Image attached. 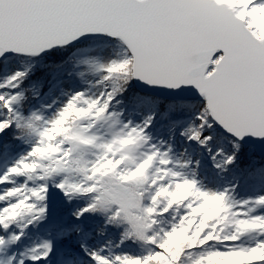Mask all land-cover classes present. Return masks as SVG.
I'll use <instances>...</instances> for the list:
<instances>
[{
	"label": "snow or ice",
	"instance_id": "6c2138e0",
	"mask_svg": "<svg viewBox=\"0 0 264 264\" xmlns=\"http://www.w3.org/2000/svg\"><path fill=\"white\" fill-rule=\"evenodd\" d=\"M261 13L264 0H0V58L106 40L77 61L99 79L81 72L88 87L51 103L54 89L25 86L33 64L0 81V264H264V164H239L247 138L264 141ZM136 82L200 100L161 114ZM217 129L231 151H213ZM109 229L118 242L92 247Z\"/></svg>",
	"mask_w": 264,
	"mask_h": 264
},
{
	"label": "trees",
	"instance_id": "16d2710c",
	"mask_svg": "<svg viewBox=\"0 0 264 264\" xmlns=\"http://www.w3.org/2000/svg\"><path fill=\"white\" fill-rule=\"evenodd\" d=\"M106 42L105 39L96 38L92 41H87L81 43L76 46L67 47L66 49H55L50 51L49 53L34 58L32 60H28L25 57L21 56H6L4 59H0V81H2L8 75L13 74L15 71L24 70V63L33 64L35 67L32 70V74L30 79L26 81L25 86L31 87L33 85L39 87L43 84V90L41 95L43 96L44 93H47L49 89H54L53 95L48 98L46 103H51L52 99L59 96L61 89L71 90V89H79L83 90L84 88L88 87V84L82 83L80 78V73L84 72L86 75L84 76L85 81H89L94 83L95 80L99 79V77H93L91 74H87L88 70L87 67L83 64L77 65V61L84 58L85 56L95 55V53H86L80 51L85 48L89 47H96L103 45ZM75 54V55H74ZM133 93H140L143 97L150 98L152 102L156 101L159 98L152 97L149 95H145L141 93L133 84L132 86ZM164 103L160 104V113L162 114L166 110V104L169 102H177L180 101H168L163 100ZM199 100L192 101L195 103ZM142 105L141 111L148 113L152 111L153 105L148 100L139 101ZM193 113H189L188 115L191 116ZM140 118L137 117V121L139 122ZM161 125H168L167 120H163L160 116H157L156 128L154 130V134L157 137L168 139V129L164 127L163 131H160ZM215 136V140L213 141L212 147L213 151L219 150L220 148H225L227 151H231V145L228 143V139H224L226 137L223 135L218 129L213 133ZM181 138L177 136L178 141V151H183L182 147H179ZM195 148V146H193ZM192 152L194 159L199 158V152L202 151L196 148L195 151L192 148L189 149ZM253 161H259L261 164H264V160L261 159L256 151L248 147L246 145H242V150L240 153L239 164L241 167L249 165L253 163ZM203 170L209 177L214 178L219 185H223L224 181L220 180V178L216 175V171L211 163L210 158L208 157L207 153L205 152L202 160ZM2 167V165H0ZM234 172L238 174V169H234ZM2 174V172H0ZM229 180L232 178L230 175L227 177ZM258 185L255 182H252L248 185L242 187L241 195H252ZM66 212V210H65ZM71 222V221H70ZM103 221L97 218L95 221L92 222L93 227L98 228L103 225ZM75 239V237H73ZM109 239H112L114 242H118L119 240V233L116 232L114 229H109L108 234L106 236H99L93 234V238L89 240V243L94 248H99L103 246ZM78 247V246H77ZM129 250V249H125ZM119 251V249L117 250ZM106 254V253H105Z\"/></svg>",
	"mask_w": 264,
	"mask_h": 264
},
{
	"label": "water",
	"instance_id": "95a60500",
	"mask_svg": "<svg viewBox=\"0 0 264 264\" xmlns=\"http://www.w3.org/2000/svg\"><path fill=\"white\" fill-rule=\"evenodd\" d=\"M96 39V38H95ZM93 39H89V38H81L80 40L73 42L71 45H69L68 47L71 46H76L79 45L81 43L87 42V41H92ZM55 49H59V48H54L52 50ZM50 50V51H52ZM50 51H46L43 54H41V56L49 53ZM7 56H18L16 54L13 53H9L7 54ZM22 57V56H21ZM40 57V56H39ZM136 88L143 94L145 95H149L152 97H156L159 98L161 100H168V101H184V100H189V101H194V100H200V97L198 95V93H196L194 90L191 92H186V91H169L166 89H155V88H150L142 83L136 82L134 83ZM223 135H225L227 137V133H225L223 131V129H218ZM244 145L253 148L256 153L258 154V156L264 160V141L261 140H257V139H253V138H247L244 142Z\"/></svg>",
	"mask_w": 264,
	"mask_h": 264
},
{
	"label": "clouds",
	"instance_id": "9594fccd",
	"mask_svg": "<svg viewBox=\"0 0 264 264\" xmlns=\"http://www.w3.org/2000/svg\"><path fill=\"white\" fill-rule=\"evenodd\" d=\"M258 20L260 21V24H261L262 29H264V13H261L258 16Z\"/></svg>",
	"mask_w": 264,
	"mask_h": 264
},
{
	"label": "rangeland",
	"instance_id": "374dc122",
	"mask_svg": "<svg viewBox=\"0 0 264 264\" xmlns=\"http://www.w3.org/2000/svg\"><path fill=\"white\" fill-rule=\"evenodd\" d=\"M35 235H36V234L34 233V234H33V238H34V239H35ZM40 235H41V236H44V232H43V231H41V232H40ZM69 246H70V247H75V248H76V250L78 251V247H77V246H75V245H72V244H69Z\"/></svg>",
	"mask_w": 264,
	"mask_h": 264
}]
</instances>
